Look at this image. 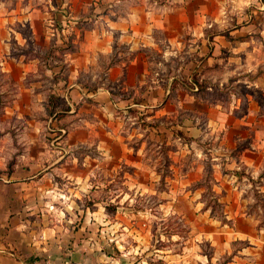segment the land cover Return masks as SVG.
<instances>
[{"label":"rangeland","instance_id":"374dc122","mask_svg":"<svg viewBox=\"0 0 264 264\" xmlns=\"http://www.w3.org/2000/svg\"><path fill=\"white\" fill-rule=\"evenodd\" d=\"M158 1L165 14L189 15L182 32L199 26L201 47L184 58L182 69L181 58L175 57L178 63L165 75L174 77L168 97L157 89L154 107L119 105L110 121L88 112L90 107L76 105L70 112L54 83L69 75L64 67L60 76L53 70L63 52L57 54L54 46L43 50L32 40L28 22L19 18L25 0H0V193L13 191L15 180L8 182L7 175L17 165L35 179L48 173L44 184L56 179L67 190L77 183L64 184L65 177L85 176L88 169L91 196L67 208L44 196L24 200L29 209L24 204L26 216L17 222L30 225L34 241L80 253L94 264H105L109 257L122 264H264V191L259 192L257 180L250 187L237 177H227L220 186L215 174L219 177L222 169L213 167L209 151L214 138L187 135L182 123L204 131L213 108L243 118L251 115L253 100L262 110L257 117L263 114L264 0ZM197 18L204 23L198 25ZM101 62L92 84L96 90L115 56ZM151 113L156 116L147 118ZM133 131L143 132L146 156L156 163L157 194H137L122 183L124 173H132L119 166L124 147L142 142ZM248 142L242 139L239 145ZM129 154V160L141 159ZM28 187L43 191L37 184ZM166 191L172 196L165 197ZM239 205L235 217L227 212Z\"/></svg>","mask_w":264,"mask_h":264},{"label":"crops","instance_id":"0c3cea01","mask_svg":"<svg viewBox=\"0 0 264 264\" xmlns=\"http://www.w3.org/2000/svg\"><path fill=\"white\" fill-rule=\"evenodd\" d=\"M19 18L28 22L32 31V40L36 44H41L43 50L48 51L54 46L57 54L63 52L61 64H57L53 70L56 76H60L63 75L62 67H64L63 71H67L69 75L63 81L57 78L59 82L54 83L59 96L67 100L72 107L70 112L76 111V105H81L80 110L90 107L88 112L97 111V114L104 115L110 121L114 118L113 112L119 105L126 109L139 105L145 107L144 104H151L154 107L157 89H164L168 97L174 77L168 78L165 75L178 63L175 57L181 58L182 69L183 60L189 57L191 50L199 51L201 47L199 39L202 40L203 35L199 26L189 34L182 32V29L188 25L189 15L165 14V8H159L158 0H25ZM196 23L203 24L204 19L197 18ZM66 24L68 27L65 26ZM238 32L235 30L230 34ZM105 56H115V62L105 73L102 87L96 90L92 84L102 69L101 58ZM62 83L64 85L60 86ZM94 102H99V108L93 107ZM251 104L254 105L251 108V115H245L243 118L213 108L207 118L208 129L204 131L194 126L190 127L187 120H183L182 123L187 125L185 132L187 135L199 140L214 138L213 147L209 151L213 156V167L222 169L219 177L215 174L220 186L227 182V177H237L243 182L248 180L250 187L257 180L261 188L259 192L262 193L264 191V111L257 117L262 111L260 105L254 100ZM154 116L156 115L151 113L147 118ZM134 135L141 138L143 132L133 131L132 136ZM120 138L126 140L128 137ZM242 139L248 140V144L239 145ZM139 141H142L139 145L126 144L124 147L125 156L120 158L119 166L127 167L132 173L125 172L122 183L131 184L137 194H157L156 184L159 175L155 170L156 163L146 156L145 140L141 138ZM129 152L141 155V159L129 160L127 158ZM20 168L23 166L17 165L7 175L8 182L15 180L11 187L13 191L6 195L0 193V210H2L0 211V264H45L68 259L84 261L85 256L80 253L56 251L44 243L34 241V235H31L29 229L30 225L19 223L17 219L19 216H26L24 200L36 196L59 201L65 205V208L73 205L77 199L91 196L86 186L89 183L93 184L92 173L86 169L85 176L65 177L64 184L77 183L67 190L56 179L54 182L49 179V184H44L48 182L46 181L48 173L35 179L27 167L26 170ZM225 171H232V174H226ZM20 175L24 177H18ZM167 179L166 177L165 180ZM199 181H201L200 177L194 179L196 183ZM33 184H37V187L43 191L27 190L28 186ZM41 185L47 186V190ZM197 189L198 192L204 190L201 186ZM165 193V197L172 196L167 191ZM18 205L21 207L16 208ZM240 209L239 205L230 208L227 212H231L235 217L234 213L238 214ZM117 241L120 244L118 239ZM110 258L105 264H122L119 260ZM88 261L85 262L94 264Z\"/></svg>","mask_w":264,"mask_h":264},{"label":"built area","instance_id":"2783aa9c","mask_svg":"<svg viewBox=\"0 0 264 264\" xmlns=\"http://www.w3.org/2000/svg\"><path fill=\"white\" fill-rule=\"evenodd\" d=\"M45 264H88V263L85 262V261H81V260L68 259V260H65V261H62V262H47Z\"/></svg>","mask_w":264,"mask_h":264}]
</instances>
